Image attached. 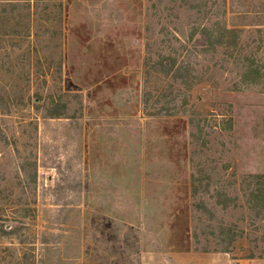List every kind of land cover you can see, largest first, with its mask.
Masks as SVG:
<instances>
[{
	"label": "rangeland",
	"instance_id": "rangeland-1",
	"mask_svg": "<svg viewBox=\"0 0 264 264\" xmlns=\"http://www.w3.org/2000/svg\"><path fill=\"white\" fill-rule=\"evenodd\" d=\"M0 264H264V0H0Z\"/></svg>",
	"mask_w": 264,
	"mask_h": 264
},
{
	"label": "trees",
	"instance_id": "trees-1",
	"mask_svg": "<svg viewBox=\"0 0 264 264\" xmlns=\"http://www.w3.org/2000/svg\"><path fill=\"white\" fill-rule=\"evenodd\" d=\"M237 30L236 29H228L226 26L223 27L222 31H217L216 29H204L203 30V34L206 35L207 37V40H211V38L213 36H215L216 34H218L217 36H221L219 38H222V37H226V35H234V34H237ZM10 234V233H8Z\"/></svg>",
	"mask_w": 264,
	"mask_h": 264
}]
</instances>
